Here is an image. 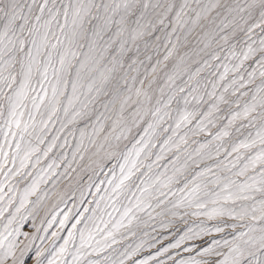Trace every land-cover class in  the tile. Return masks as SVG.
I'll use <instances>...</instances> for the list:
<instances>
[{"label":"snow or ice","instance_id":"1","mask_svg":"<svg viewBox=\"0 0 264 264\" xmlns=\"http://www.w3.org/2000/svg\"><path fill=\"white\" fill-rule=\"evenodd\" d=\"M0 264H264V0H0Z\"/></svg>","mask_w":264,"mask_h":264},{"label":"rangeland","instance_id":"2","mask_svg":"<svg viewBox=\"0 0 264 264\" xmlns=\"http://www.w3.org/2000/svg\"><path fill=\"white\" fill-rule=\"evenodd\" d=\"M56 230V226L54 225L52 229H50V231H54ZM66 234V233H65Z\"/></svg>","mask_w":264,"mask_h":264}]
</instances>
